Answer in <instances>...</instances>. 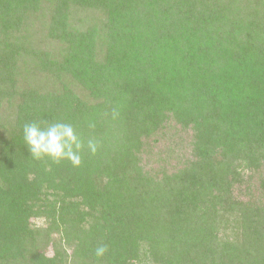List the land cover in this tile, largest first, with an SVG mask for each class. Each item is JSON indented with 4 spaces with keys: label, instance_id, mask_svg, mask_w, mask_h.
Returning a JSON list of instances; mask_svg holds the SVG:
<instances>
[{
    "label": "trees",
    "instance_id": "1",
    "mask_svg": "<svg viewBox=\"0 0 264 264\" xmlns=\"http://www.w3.org/2000/svg\"><path fill=\"white\" fill-rule=\"evenodd\" d=\"M45 120L101 147L33 159ZM168 127L191 149L152 173ZM141 244L143 264H264V0H0V264H141Z\"/></svg>",
    "mask_w": 264,
    "mask_h": 264
},
{
    "label": "clouds",
    "instance_id": "2",
    "mask_svg": "<svg viewBox=\"0 0 264 264\" xmlns=\"http://www.w3.org/2000/svg\"><path fill=\"white\" fill-rule=\"evenodd\" d=\"M105 116L108 113H104ZM119 112L113 108L111 118L117 119ZM43 125V127L41 126ZM90 129H95L94 122L89 123ZM23 137L31 157L36 160L48 158L59 164L62 160H68L74 167L82 164L81 153L87 149L91 155H96L101 147V141L90 136L86 141L69 123L56 122H31L23 126ZM108 252L106 244L98 245L95 249L97 257H103Z\"/></svg>",
    "mask_w": 264,
    "mask_h": 264
},
{
    "label": "rangeland",
    "instance_id": "3",
    "mask_svg": "<svg viewBox=\"0 0 264 264\" xmlns=\"http://www.w3.org/2000/svg\"><path fill=\"white\" fill-rule=\"evenodd\" d=\"M99 14L100 13H98V15ZM104 18L105 17H102V19L99 20V23H102L104 21ZM35 27L38 28L36 25H35ZM29 31L31 32V34H33L32 37L33 36L38 37V30L34 29V25L32 26V29L29 30ZM36 37H34V38H36ZM39 41H41L43 44H47L48 43V46H51V45L54 46L53 41H51L50 39H48V40L42 39V40H39ZM28 79H29L30 82L33 79H35L34 74L29 76ZM25 80H27V79H25ZM59 86H60L59 82H57L55 80H50V84L48 85L47 89L49 91L55 92L53 90L57 89ZM69 86H70L71 89H74V91H76L77 94L83 96L84 93L81 92V88L82 87L79 84L72 83ZM75 86H76V88H75ZM53 87H55V88L53 90H51ZM171 123H173V122L169 121V124H171ZM166 129L168 131H167V133L165 135L166 136L165 139L159 141L156 146H154V147L152 146L153 147L152 149H149L147 152H143L140 155L141 156V160H142L141 163L143 164V166H145V168L147 170L151 171L152 173H153V171L160 172L159 169L161 167L162 168L164 167V169L165 168L171 169L173 166H175L174 163L179 161V160H177V158H173L172 157V156L177 155V153H172L171 152L173 144L175 142L182 143V145H183L182 150H184V151H189L191 149L190 145H191V141H192L193 138H192V135H191L192 132L190 130H188L186 132H182V133L179 132V134H175L176 130L172 129V127H170V128L168 127ZM159 132H160V130L157 133L159 134ZM157 133H155V135H158ZM151 137H153V134L151 135ZM143 139L144 140H148L149 138H143ZM149 144L152 145V141ZM178 152H180V151H178ZM181 152H183V151H181ZM158 153H159V155H158ZM166 155H168L169 158H166V159H168V162L164 163V162L161 161V156L163 157V156H166ZM37 223L42 225L44 223V221H43V219H41V220H38ZM140 247H141L140 258H142V261H143L141 264H143V263H146L149 258H148V254L147 253L145 254V250H147L146 246L144 244H141ZM43 251L46 252V254L49 255V256H52L54 254V249L51 246H48Z\"/></svg>",
    "mask_w": 264,
    "mask_h": 264
}]
</instances>
